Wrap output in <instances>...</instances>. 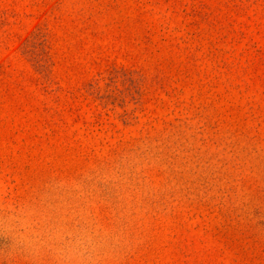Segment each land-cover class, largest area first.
<instances>
[{"label":"rangeland","instance_id":"obj_1","mask_svg":"<svg viewBox=\"0 0 264 264\" xmlns=\"http://www.w3.org/2000/svg\"><path fill=\"white\" fill-rule=\"evenodd\" d=\"M61 180L102 264H264V0H0V207Z\"/></svg>","mask_w":264,"mask_h":264},{"label":"clouds","instance_id":"obj_2","mask_svg":"<svg viewBox=\"0 0 264 264\" xmlns=\"http://www.w3.org/2000/svg\"><path fill=\"white\" fill-rule=\"evenodd\" d=\"M75 181H57L23 203L0 207V236L29 264H102L110 241L91 220Z\"/></svg>","mask_w":264,"mask_h":264}]
</instances>
